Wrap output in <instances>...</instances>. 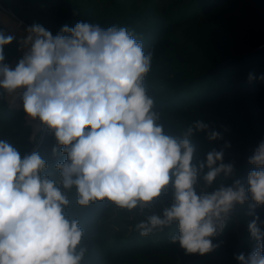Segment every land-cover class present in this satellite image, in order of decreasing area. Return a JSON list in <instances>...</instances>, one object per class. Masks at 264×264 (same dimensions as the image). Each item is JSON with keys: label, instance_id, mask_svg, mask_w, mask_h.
Returning a JSON list of instances; mask_svg holds the SVG:
<instances>
[{"label": "clouds", "instance_id": "1", "mask_svg": "<svg viewBox=\"0 0 264 264\" xmlns=\"http://www.w3.org/2000/svg\"><path fill=\"white\" fill-rule=\"evenodd\" d=\"M26 32L20 43L27 50L14 69L4 63V46L15 37L0 32V88L9 94L24 89V112L54 133L67 159L49 169L38 152L22 158L0 140V264H82L84 230L66 213L72 189L81 208L107 201L131 212L161 197L171 183L162 215L136 228L148 237L175 224L171 243L201 256L219 246L212 238L237 205L250 197V214L264 206V140L249 157L255 169L247 188L239 179L230 186L220 182L234 173L222 150L193 163L192 137L208 125L197 121L179 136L165 131L145 85L153 53H145L133 32L83 21L62 26L56 36L39 24ZM219 137L208 133L209 140ZM261 224L259 216L248 223L256 246L247 257H235L239 264H264Z\"/></svg>", "mask_w": 264, "mask_h": 264}, {"label": "trees", "instance_id": "2", "mask_svg": "<svg viewBox=\"0 0 264 264\" xmlns=\"http://www.w3.org/2000/svg\"><path fill=\"white\" fill-rule=\"evenodd\" d=\"M0 1L29 25L39 24L55 36L62 26L82 21L133 32L143 41L145 53H153L145 85L165 131L179 136L197 121L205 122L208 129L192 137L197 149L193 163L206 161L213 149L222 150L224 162L234 164V173L220 182L230 186L239 179L247 188L248 173L255 169L249 157L264 140V0ZM0 32L15 37L4 46V63L14 69L23 57L20 40L1 22ZM23 91L9 94L0 88V140L15 146L22 158L35 146L32 125L18 102ZM32 122L37 131L39 120ZM211 131L220 137L209 140ZM56 144L55 135L48 133L36 151L49 169L67 159L60 146L53 154ZM169 187V193L153 201L159 209L171 202V183ZM68 195L71 207L66 213L80 220L84 230L80 246L88 249L82 264H239L235 257L241 253L247 257L256 246L248 223L254 216L264 221V206L250 214L249 197L235 207L224 231L212 238L219 246L201 256L171 243L170 237L178 232L175 224L143 237L136 225L146 215L120 210L116 216L107 201L81 208L75 189ZM260 226L264 230V224Z\"/></svg>", "mask_w": 264, "mask_h": 264}, {"label": "rangeland", "instance_id": "3", "mask_svg": "<svg viewBox=\"0 0 264 264\" xmlns=\"http://www.w3.org/2000/svg\"><path fill=\"white\" fill-rule=\"evenodd\" d=\"M11 18V17H10ZM13 19V18H12ZM13 20H15L16 22H18L20 25H22L21 23H20V21H17V19L15 18V19H13ZM0 22L2 23V21L0 20ZM3 24V23H2ZM3 26H4V28H5V30H7V31H10L11 29H9V28H6L5 27V25L3 24ZM24 28H26L24 25H22ZM19 35V34H18ZM18 38H19V40H20V42L22 41V38L20 37V35L19 36H17ZM20 52L24 55V52H25V50H24V48L22 47V44L20 43ZM18 102H20V103H22L23 104V102L18 98ZM30 122V120H28V123ZM31 122H32V120H31ZM30 124V123H29ZM35 129V126H34V124L32 125V134H31V139L32 140H35V137H36V131L34 130ZM170 192V187L168 186L167 187V189L164 191V193H169ZM114 208H115V211H114V215H116L117 216V214L119 215V211L121 210V209H118V208H116L115 206H114ZM162 212H163V209H159L157 206H155L154 204H153V202L152 203H150V204H147V205H141V206H139L137 209H135V210H133V211H131V215H142V214H144V215H146L147 217L148 216H150V215H153V214H156V215H162Z\"/></svg>", "mask_w": 264, "mask_h": 264}, {"label": "built area", "instance_id": "4", "mask_svg": "<svg viewBox=\"0 0 264 264\" xmlns=\"http://www.w3.org/2000/svg\"><path fill=\"white\" fill-rule=\"evenodd\" d=\"M0 9L7 11L10 15H12L14 18H16L18 21L21 22L22 25H24L26 28H29L31 25H29L28 23H26L25 21H23L22 19H20L13 11H11L10 9L6 8L5 6L2 5L1 1H0ZM51 32V31H50ZM52 33V32H51ZM53 36L54 33H52ZM38 119V118H37ZM27 120H30V124H33V122H31V118L27 116ZM39 120V119H38ZM48 133H53L52 131H50L46 125H44L40 120H39V127L38 130L36 131V137L34 143L35 146L32 149V152H36L39 145L42 143V141L45 139V136ZM54 134V133H53ZM56 148H58L59 146L56 144L55 145Z\"/></svg>", "mask_w": 264, "mask_h": 264}, {"label": "bare ground", "instance_id": "5", "mask_svg": "<svg viewBox=\"0 0 264 264\" xmlns=\"http://www.w3.org/2000/svg\"><path fill=\"white\" fill-rule=\"evenodd\" d=\"M12 18L15 19L7 11L0 9V19H1L2 23L5 25V27L13 30L15 33L19 34L20 37L23 39L27 35L26 29H28V28H24L22 25H20L18 22H16ZM22 47H23V45H22ZM24 50L26 51L27 49L24 48Z\"/></svg>", "mask_w": 264, "mask_h": 264}, {"label": "water", "instance_id": "6", "mask_svg": "<svg viewBox=\"0 0 264 264\" xmlns=\"http://www.w3.org/2000/svg\"><path fill=\"white\" fill-rule=\"evenodd\" d=\"M10 32H12L13 34H15L16 36H19L17 33H15L13 30H10Z\"/></svg>", "mask_w": 264, "mask_h": 264}, {"label": "crops", "instance_id": "7", "mask_svg": "<svg viewBox=\"0 0 264 264\" xmlns=\"http://www.w3.org/2000/svg\"><path fill=\"white\" fill-rule=\"evenodd\" d=\"M31 125H33V124H31ZM35 130V129H34Z\"/></svg>", "mask_w": 264, "mask_h": 264}]
</instances>
